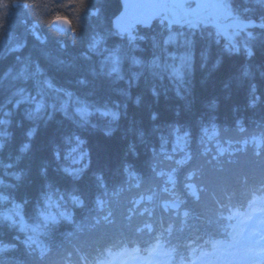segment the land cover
Returning a JSON list of instances; mask_svg holds the SVG:
<instances>
[{
	"label": "trees",
	"instance_id": "1",
	"mask_svg": "<svg viewBox=\"0 0 264 264\" xmlns=\"http://www.w3.org/2000/svg\"><path fill=\"white\" fill-rule=\"evenodd\" d=\"M7 4L0 3V107H2L0 120L4 121L0 123V193L10 194L15 200L23 203L25 214L31 216L34 215L35 209L42 205L43 197L53 195L55 192L64 196L63 200L66 202L64 206L75 215L71 224H66L67 221L60 216L59 220L53 223L54 226L51 228H54L52 232L55 234L54 237L48 238L53 247L50 256L52 260H58L61 264L74 263L80 257L79 252L90 257L94 253L93 248L108 242L110 238L123 239L131 235L132 230L140 225L138 213L145 208L151 211L150 206L144 204L135 207L129 204L132 192H113L116 195L111 200L110 216L101 218L97 215L98 224L92 223V228L85 229L82 234L62 237L64 231L70 232L71 226L78 220L81 222L93 220L95 213L90 211V200L101 182L96 179L97 175H102L109 190L123 187L125 170L127 173L141 174L145 183H150V169L155 164L157 154L161 151L169 152L176 143L175 136L180 134V131L185 130L189 137L197 139L200 127L209 121L233 137L237 136L238 127L245 128L248 133L264 128L263 30L251 41V54L246 59L243 57L245 52L237 54L212 48L208 51L207 57L201 60V52L198 51L202 49H199L196 43H192L189 47L194 49L197 55L196 62L193 68L189 69L187 76L183 75L179 87H175L164 82L165 80L154 84L150 78L151 72L145 73L137 66H129L124 72L121 69L122 75L117 73L108 77L107 73H100L98 70L100 59L89 51V41L95 32L98 35V32L102 33L104 30L111 31L109 27L112 18L120 9L117 0H91L89 8L98 10L100 16L97 18L85 14L81 18L80 30L74 37L53 36L41 26L44 32L42 44H36L30 35L24 36V40L20 39V18L17 17L20 10L15 7L6 10ZM32 18L34 20V17ZM150 30L142 28L139 32L140 35L148 37ZM183 31L187 32L184 29ZM10 33L12 39L9 37ZM115 36L114 33L112 37H106L107 47L115 48L120 45L121 52L126 49L130 51L132 46L126 45ZM140 38L136 36L133 41L137 46L134 55H138V58L143 56L146 60L152 59V52L145 49L148 48L147 41ZM210 43L208 42L209 45ZM18 46L22 47L18 49ZM27 53L33 57L31 61ZM26 57L29 62L25 61ZM140 60L143 61L141 58ZM161 60L156 59L159 62ZM18 69L23 73L26 69L33 75L37 74L39 69L61 89L111 105L115 108V117L118 119L89 118L87 123L79 128L72 126L58 113H54L51 119L45 118L30 123L28 105L20 104L14 108L13 105L18 100L12 102L9 100L10 80L15 78ZM139 71L141 73L139 76L136 74L135 81L126 78V74L134 75ZM30 131L34 134L33 139L27 141L26 134ZM71 134L79 135L81 140L87 141L84 148L90 152V155L82 157L83 148L78 149L76 152L80 153H77L79 155L75 159L77 162L73 164L63 159L67 147L61 144L65 137L70 140ZM25 142L31 147L22 152L21 148ZM56 146H60L57 148L60 152L59 163L52 156V150ZM80 157L85 162L90 160V166L86 168L85 164L78 162L81 160ZM196 157L193 163L199 166L203 159L199 154ZM207 159L210 163L203 169V182L207 188L202 194L203 204L199 208L190 205L193 211H202L207 215H211L209 209L231 208L228 202L221 203L217 200L216 204H213L212 195L218 197L223 193L229 199H233L231 192L237 189L235 181L237 173H243L245 169L244 174L252 178L259 177L260 172L264 174V160H253L245 155L237 154L230 160L224 157L214 160L210 156ZM236 163L242 171L234 170ZM75 164L77 169H72ZM61 165L66 166L72 175L62 173ZM216 168L221 170L216 171ZM247 169H251L250 172ZM183 171L182 169L178 172V177L183 178ZM234 198L241 197L237 195ZM247 198L248 196L241 198L243 203H247ZM81 200L84 206L78 208L76 205L80 204ZM125 215L132 218L127 228L123 226ZM159 215L161 213L157 209L156 216ZM236 222V219H229L226 216L219 226H214L215 229L212 228L213 224L202 225L197 221L184 232L180 231V225L177 224L174 234L182 244L188 245V248L181 247V252H188L189 249L190 252H194L199 242L210 237H221L231 242L234 239L232 227ZM106 223L108 224L105 226ZM111 223L112 226L121 224L124 230L116 236L102 239L101 236H104L111 227ZM156 223L154 217L143 227L150 231ZM15 234V231L9 230L6 225H0L2 245L16 243L12 238ZM146 236L147 232H141L137 239L143 240ZM19 255L21 253H3L0 254V260Z\"/></svg>",
	"mask_w": 264,
	"mask_h": 264
},
{
	"label": "clouds",
	"instance_id": "2",
	"mask_svg": "<svg viewBox=\"0 0 264 264\" xmlns=\"http://www.w3.org/2000/svg\"><path fill=\"white\" fill-rule=\"evenodd\" d=\"M91 0H9L5 6L6 10L12 7L23 8L30 17H34L35 22L47 29L53 36H76L81 27V18L85 14L99 18L98 10L89 8ZM192 0H147L143 6L144 11L138 17V22H143L144 27H151L152 22H158L162 34L170 32L173 27L188 29H208L210 36L227 38L228 33L241 28L242 22L235 16L232 10L231 0H195V6L190 7ZM62 17L63 19H58ZM118 40H127L132 43L133 38L116 33ZM140 39H143L141 37ZM164 43H169L170 38L163 36ZM219 42V40H217ZM102 38L94 40L89 47V51L94 55L99 52L103 53L101 57V70L106 71L107 76L116 75L119 71L118 56L120 45H117L112 51L102 48ZM90 58V57H89ZM137 62V66H138ZM37 72L42 76L41 70ZM35 92L25 95L13 105L14 108L20 104H27L30 113V123L40 119H51L54 113H58L65 118L74 127L82 128L87 123V117L91 115L89 107L71 91H64L56 88L49 79L45 78L34 81ZM23 91V89H21ZM102 115H109L107 112ZM117 118L118 117H114ZM0 123H4L0 120ZM33 132L26 134L27 141L33 139ZM207 141H215L213 147L216 148L220 156H223L228 149L220 144L219 133L213 132L212 136H207ZM237 139L226 140L236 149V153L245 155L253 160H264V149L258 150L260 145H264V132H246L245 128H237ZM87 141L81 140L79 135L71 134L70 140L65 137L61 144L67 147V153L63 157L68 160L72 153L83 148L82 157L90 155L87 148H84ZM74 145V146H73ZM31 145L24 143L21 151L30 148ZM56 146L52 150V156L59 163L60 152ZM188 145L182 152L169 154L161 151L155 158V164L150 169L151 182L145 183L142 175L127 173L123 177V187L109 190L106 182L103 181L102 175H97L96 179L100 180L98 188L91 196L90 211L94 212L92 219L96 216L101 218L111 215V200L113 192L129 191L133 195L129 199V204L137 206L144 204L150 206L151 211L147 208L138 213L137 219L140 225L132 230V234L119 238H110L104 248L98 249L82 264H108L103 258H97L98 254L103 255L107 248H111L114 243L119 242L123 247L136 248L147 251L153 245H156V252L151 254L148 264H191L190 254L180 251L181 247L188 248L186 243H181L174 234L175 225H180V231L184 232L190 225H195L197 221L200 224L220 225L226 216L231 218V209H209L211 215L204 214L202 211H193L191 206L197 208L203 204L202 194L207 191L203 182V169L210 163L207 159L212 153V149L205 145L199 153L203 163L197 166L193 163V157L187 155ZM216 159L215 156L212 157ZM77 161H73L75 163ZM90 166V160L85 162L82 158L78 161ZM183 171V178L178 177V172ZM220 171V168H216ZM60 171L68 176L72 173L64 165L60 166ZM247 180H242L241 184H246ZM7 187V185H5ZM47 187V185H46ZM264 188V185H261ZM237 195H247L251 198V193H245L239 189H233L231 197ZM219 198L212 195V203L216 204ZM60 202H54L51 195L44 199L42 205L35 209L34 218L29 222L25 214L23 203L15 200L10 194L0 193V225H6L9 230H14L13 240L16 243L5 244L0 246V254L7 252H17L21 255L9 257L7 260H0V264H61L58 260H52L51 246L48 243L49 234L46 231L47 223L55 214L70 224L74 217V212H69L64 206L66 203L63 197L59 198ZM75 198H73V201ZM135 202V203H133ZM78 208L83 207L84 203L76 205ZM236 206V205H234ZM157 209L161 215L156 216ZM146 217V219H145ZM156 219L157 223L147 230L143 227L148 221ZM132 218L128 215L123 217V226L129 227V221ZM114 220V218H113ZM141 232H147L143 240L137 239ZM190 253V249H189Z\"/></svg>",
	"mask_w": 264,
	"mask_h": 264
},
{
	"label": "rangeland",
	"instance_id": "3",
	"mask_svg": "<svg viewBox=\"0 0 264 264\" xmlns=\"http://www.w3.org/2000/svg\"><path fill=\"white\" fill-rule=\"evenodd\" d=\"M251 1L249 0L248 2L254 3L255 6L257 5V6H260L261 8L264 9V3H259L257 0L256 1L253 0L252 2ZM262 1H264V0H262ZM194 6H195V0H192L190 7H194ZM19 10L21 12L17 13V17L20 18V22H19L20 23V30H19L20 39L24 40L25 39L24 36L27 37V35H30L32 41H34L36 44H38V43L42 44L43 38H44V34H43L44 32L42 30V27L39 26L36 22H34L33 18L30 17L29 14L25 10H22L20 8H19ZM234 11L235 10H233V12ZM236 12H237V10H236ZM236 14H235V16L238 17V15L241 13L237 12ZM239 16L240 17H238V18L246 19V16H244V17H242L241 15H239ZM258 22H259V24H258L259 26H258L257 30H260L259 33H261L262 30L264 31V15H263L262 19H260ZM22 28H24V30H22ZM176 28H178V27H176ZM140 29H141L140 26L136 27L133 25L132 27L128 28V30L124 33V35L133 38L132 43H128L127 40H123L126 45H128V46L131 45L132 47H130V51H127V49H126L123 52L119 51V53L117 54V56H118V68H119L118 74L122 75V70L124 72V69L126 68L128 70L129 66L130 67L137 66V62H139L137 67L144 70L145 73H146V71L151 72L149 74L151 76L155 77L158 83L164 81L167 78L166 81H164V82L172 84L175 87L178 86L182 80L183 75H185V77L187 76V73H186L187 69L186 68L191 66L190 58L193 54H195L194 49H190V47H187L186 49H182L181 52H176V50H175V52L171 53V54H169V53L172 50L170 52H164V49H163L161 52L157 51V54H156L157 57H153L150 60H149V58H148V60H146V59H144L145 57L140 56V58L143 59V61H141L140 58L137 57L138 55L137 56H136V54L134 55V53H135L134 49H136L137 46L134 44L135 42L133 43V41L136 39V36H140V32H141ZM180 29L183 30V28H180ZM186 29L187 28H184V30H186ZM206 30H208V29H206ZM210 31L211 30H208L205 33H208ZM235 31H237V29L233 30L234 34H236ZM252 32H254V31H252ZM231 33L230 32L228 33L227 38L216 37L215 40L211 41L212 43H210V45L208 44V45L202 46L201 42L200 43L197 42L199 40H196L193 38L190 41H189L190 38L187 39L186 41L188 43H190V45L192 43L193 44L196 43L197 45H199V49L200 48L202 49V51H198V52H201V54H200L201 60L207 57L208 51H211L212 48H215V49L219 48V49L225 50L226 52H232V53L233 52L234 53L245 52L247 55H249L251 53V41L253 39H255L257 36H259L258 35L259 33L253 34V33H251V31L250 32L248 31L247 34L243 33L242 35L236 36L238 38H236L235 35H233ZM111 34L114 35V31L108 32V31L104 30L102 33L98 32V35H97V32H95V35L89 41V47L91 46V44L94 40H96L98 38H102L103 43H102L101 47L106 49L107 51H112L114 48L107 47L108 41L105 40L107 36H108V38L112 37ZM207 36H208V34L206 35V37ZM9 37H10V39H12L11 33H10ZM212 37H215V36H212ZM169 38H170L169 43H171L170 47L174 48L175 47L174 45L177 43V41H176L177 38H176L175 34H172L171 37L169 36ZM159 39H160V37H159ZM217 40H219V42H221V41L224 42L226 49H224L223 46L218 47L217 46L218 45ZM165 46H166V44H165ZM21 47L22 46H18L17 48L20 49ZM120 48H121V46H120ZM204 48H205V50H204ZM28 52L30 53V50ZM141 54H143V53H140V55ZM102 55H103V53L99 52V50H98L97 56L100 59L98 62L99 63L98 70L100 71V73L105 74L106 71L101 70V57H102ZM27 56H28L29 60L31 61L33 57H31L28 53H27ZM132 57H134V58H132ZM26 59H27V57L25 58V61L29 62ZM156 59L157 60L162 59V60L159 62V61H156ZM145 62H146V64H145ZM152 62H154L153 66H152ZM161 62H163V64H161ZM136 68H134V69H136ZM18 70H20V69H18ZM18 70H17V73L15 71V73H16L14 75L15 78H13L12 81L10 80L11 86L9 87L10 89H9L8 93H9V100L11 99V102L15 101V99L20 100L25 95H27L29 93H34L35 92L34 81H39V80H42L45 78L49 79L50 82L56 88L61 89V87L55 85L54 82L51 81V79L47 77V75L45 76L43 71H42L43 75L41 76L39 73L33 75L32 73L28 72L26 69H24V73H23V71H21V70L18 71ZM140 73H141V71L134 73L133 76L135 77L136 74L139 76ZM21 89H23V91H21ZM64 91H69V90H64ZM73 94L78 96L91 110V115L87 117V120L89 118H98V117H99V119H101V118L102 119H109V120L115 119L114 117H115L116 110L111 105H108L106 103H102L99 101H93V100H91V98L84 97L85 95H82L79 93H73ZM103 112H107V113H109V115H102L101 113H103ZM10 114H12V113H10ZM209 123H210V121H209ZM209 123L206 122L200 127L199 135L197 136V139L189 137L187 131H185V130H183V131L179 130L180 134H177L176 136H175V133L173 132V135L176 137V143H175V145L172 146V148L167 153L173 154L175 152H182L185 149V146L188 145L187 155L192 156L193 161H194L197 158L196 156L200 153V151L205 148V145H207L208 148L212 149V153L209 156L211 158L213 156L216 157V159H214V160H218L219 158H223V157L228 158L227 160L234 158L238 153H236V149L234 147H231L229 144L224 143L225 140L223 139V137L225 136L224 134H227L225 132V130L222 131L223 129H221L219 126L212 125V123H210V124ZM177 130L178 129H174V131H177ZM214 131L219 133V140H220L221 146L228 149V151L223 156H220L219 153L217 152L216 148L213 147V143L215 142L214 140L211 142L207 141L205 133L207 134V136H212ZM233 135H235V134H233ZM192 136H195V135H192ZM230 136L233 138L232 135H230ZM231 137H229V139H227V138H225V139L230 141V140H232ZM262 147H263V145H260L258 147V150H261ZM193 151L195 152V154H193ZM77 153H80V152H74V153H72L71 158L70 159L68 158L67 161L69 162V164L70 163L73 164V161H75V159L78 158L79 155ZM80 159H81V157H80ZM72 169H77L76 164H75V167H72ZM72 169H71V171H72ZM247 170L250 172L251 169L250 170L247 169ZM180 176H181V174H180ZM224 185H226V184H224ZM114 195H116V194H113V196ZM57 196L59 198L62 197L61 195H57ZM54 202H57V201L55 200ZM111 212H112V209H111ZM114 213L115 212H113V214ZM26 216H27L29 222L33 221L34 215H32V216L26 215ZM235 217L237 219L240 218V216H235ZM61 219H63V218H61ZM57 220H59V214L58 213L55 214L54 217L51 220H49L47 223L46 231L49 234V238H51V236L54 237L55 233L52 232L54 228H51V227L54 226L53 223H55ZM65 221H67V220H65ZM92 223L98 224V221L86 220L85 222H81L78 220L76 223L73 224L74 226H71V230L68 229L70 232L64 231L62 237L65 235L66 236H69V235L71 236L73 234L76 235L77 233L82 234L85 229H90L93 227V225H91ZM108 223H109V221H108ZM108 223H106L104 225L106 226ZM113 223L110 224L111 227L108 228V230L105 232L104 236H101L102 239L103 238H110L112 236H116L122 230H124V227H122L121 224H120V226H119V224L112 226ZM66 224H69V222L67 221ZM254 224H255V220L254 219L252 220V218H250V217L247 219H243L242 223H239V222L237 223V226L239 227V230L237 233V240H238L237 242H239L240 244H238L237 242L234 241L233 245H236L237 251H235L232 254H229L231 257H233V259L235 260V262H237V264H264V235H260V232H259V231L264 232V221H262L260 224H258L260 226V229L258 231L257 230L254 231L252 229V226ZM214 226H216V225L213 224L212 228H215ZM114 227H116V228H114ZM119 228H120V230H119ZM103 231H105V230H103ZM105 235H108V236H105ZM48 243L51 246V242L49 241V239H48ZM92 245H94V244H92ZM51 249L53 250L52 246H51ZM84 254H86V252H84ZM224 255H226V254L224 253ZM150 258L143 260V259L136 257L134 259L128 253L122 252L121 255H117V254L111 255L112 260L108 264H148V261L150 260ZM70 264H72V263H70Z\"/></svg>",
	"mask_w": 264,
	"mask_h": 264
},
{
	"label": "bare ground",
	"instance_id": "4",
	"mask_svg": "<svg viewBox=\"0 0 264 264\" xmlns=\"http://www.w3.org/2000/svg\"><path fill=\"white\" fill-rule=\"evenodd\" d=\"M249 0H231V5H232V9L235 10L234 13L236 14L237 12L241 13L239 15H241L242 17L246 16V19H241V18H238L240 17L238 15V19L239 21L242 22V25H241V28H238L236 32V34H234L233 31H231L230 33L235 35L236 36H239V35H242L243 33L244 34H247V32L251 31V33H259L260 30H257L258 28V24H259V20L262 19L263 15H264V9L261 8L260 6H255L254 3H250L248 2ZM251 1V0H250ZM253 1V0H252ZM251 1V2H252ZM256 1V0H254ZM259 3H264V1L262 0H257ZM117 2L119 3V6H120V9L122 8V6H127L128 9H130L131 11H135V9H137L136 11L139 12V15L140 13H142L145 9H144V5L147 3V0H117ZM0 3H9V0H0ZM245 3V4H244ZM257 4V3H256ZM245 5V6H244ZM131 7V8H130ZM16 9H22L24 10L23 8L21 7H15ZM13 9V7H12ZM143 10V11H142ZM237 10V12H236ZM21 12V11H20ZM18 12V13H20ZM134 14V12H133ZM135 15V14H134ZM237 15V14H236ZM137 17V15H135ZM135 16H132L133 19H135L136 17ZM26 18V17H25ZM58 19H63V18H58ZM125 18L123 19H118V24H122L123 25L127 22L124 20ZM35 20V19H34ZM123 20V21H121ZM117 24H114L111 23L110 24V27L109 29L111 31H114V33H117L119 31H116L118 30V28L116 27ZM130 26H132V23H128V25L125 27V29H128L130 28ZM262 27V26H261ZM145 29H151L150 31H148V37L144 36L143 34L140 35V37H143L144 40L147 41V45H148V48H145L147 51L149 50L150 52H152V56L153 57H157V51L158 52H161L163 49H164V52H171V53H174L175 50L176 52H181L182 49H186L187 47H189L190 43H188L186 40L189 39V41L193 38V39H196V40H199L197 42H201L202 46L204 45H208V42H211L213 40H215L216 37H212L209 35V32L208 33H205L206 29H200V30H195V29H186L187 32L181 30L179 27L176 28V27H173L171 29L170 32H164L162 34V30L158 24V22H155L153 21L152 22V26L151 27H145ZM184 29V28H183ZM22 30H24V28H22ZM202 30V31H201ZM254 31V32H252ZM203 33V34H202ZM172 34H175L176 36V41L177 43L174 45L175 47L171 48L170 45L171 43H168L166 44L165 46V43H164V40H163V36L166 35V36H170ZM208 34V36L206 37V35ZM124 35V34H123ZM168 36V37H169ZM28 37V36H27ZM74 37V36H73ZM160 37V39H159ZM179 37V38H178ZM238 38V37H236ZM201 39V40H200ZM212 43V42H211ZM155 44V45H154ZM221 44V45H220ZM173 45V44H172ZM218 47L219 46H223L224 49H226L225 47V44L224 42H218ZM176 48V49H175ZM237 53V52H236ZM237 54H242V53H237ZM251 54V53H250ZM197 55L196 54H193L190 58V61H191V66L187 67V71L186 73H188L190 70L189 69H192L193 68V65L195 64L196 62V57ZM249 55L247 54H244V58H248ZM134 58V57H132ZM248 61H246L247 63ZM245 63V64H246ZM126 78H128L130 81H135L134 80V76L133 75H127L126 74ZM151 80L153 81L154 84H156L157 80L155 77L153 76H150ZM167 79V78H166ZM165 79V81H166ZM150 84H152V82L149 81ZM143 84H145V82L143 81ZM2 108V107H0ZM16 117V116H15ZM17 118V117H16ZM243 169V168H242ZM234 170L237 172V171H242L239 164L236 163L235 166H234ZM244 172H245V169H244ZM243 173H237L238 177L235 179L236 181V186H237V189L239 190H242L244 191L245 193H253L258 187H260L264 181V174L262 172L259 173V177H256L254 176L253 178L252 177H249V176H246L245 174ZM248 173V171H246V174ZM248 175V174H247ZM247 180V183L246 184H241V181L240 180ZM57 195H60L58 192H55L53 193V195H51L52 197V200L53 201H57V203L60 202L59 200V197ZM49 195H47V197H43V200L44 199H47ZM62 197H64L62 194H61ZM241 198H245L247 197V195H244V196H240ZM218 201H220L221 203H226L228 200H230L228 197H226L223 193L222 194H219L218 196ZM240 198V199H241ZM250 205H253V204H250ZM237 212V211H236ZM0 246H3L2 245V242L0 241ZM98 249H100V246H97ZM81 253V254H80ZM83 253L82 252H79V258L78 260H80L81 262H84L86 261L87 259L84 257V255H82Z\"/></svg>",
	"mask_w": 264,
	"mask_h": 264
},
{
	"label": "water",
	"instance_id": "5",
	"mask_svg": "<svg viewBox=\"0 0 264 264\" xmlns=\"http://www.w3.org/2000/svg\"><path fill=\"white\" fill-rule=\"evenodd\" d=\"M136 10L137 9H135V11H131L130 9H128L127 6H124V7L122 6L120 12L118 13V15L116 16V18L113 21L114 24H117L116 27L118 28L119 33H123L124 32L125 27L128 25V23L143 24V22H138V17L140 15H139V12H137ZM133 12H134L135 15H137V17L133 14ZM132 16H135L136 18L133 19ZM123 18H125L124 20L127 21V22L124 25H123V23L121 25L118 24V19H123ZM121 21H123V20H121Z\"/></svg>",
	"mask_w": 264,
	"mask_h": 264
}]
</instances>
